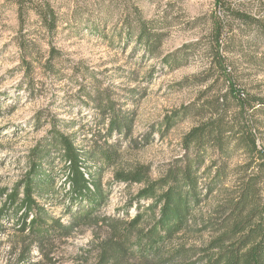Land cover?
<instances>
[{
	"label": "rangeland",
	"instance_id": "obj_1",
	"mask_svg": "<svg viewBox=\"0 0 264 264\" xmlns=\"http://www.w3.org/2000/svg\"><path fill=\"white\" fill-rule=\"evenodd\" d=\"M47 1L60 19L57 31L51 35L34 12L21 27L17 7L0 0V203L6 201L2 191L11 194L22 186L29 157L50 136L53 119L62 122L61 131L77 137L79 148H87L91 135L99 129L97 123L103 126L97 99H110L117 112H126L133 119V132L131 137L121 138L118 164L101 177L106 202L96 215L100 219L125 217L129 210L132 220L137 214L135 199L143 184L118 182L117 174L143 168L147 180L154 182L164 175L168 165L183 156L182 139L197 124L196 118L190 115L167 132L162 126L175 111L202 97L212 83L210 79L200 85L198 80L204 79L211 59L216 17L227 22L224 10L215 5V0ZM228 3L264 17L259 0ZM137 23L165 35L163 56L194 45L179 55L181 66L173 69L164 65L162 58L146 56L138 49V31L132 36L127 32L120 35L123 26ZM232 25L235 41L228 55L232 67L241 85L264 96L263 35L258 28H247L238 21ZM228 35L226 26L222 46ZM53 49L57 56L52 60L51 72L46 64ZM23 57L32 63L31 70L27 71ZM105 126L107 129L108 122ZM159 128L163 134L157 132ZM148 137L152 142L146 144ZM118 138L110 139V143ZM135 141L141 145L139 148L131 146ZM92 166L93 162L87 163V167ZM81 170L86 173L87 169ZM54 171L57 195L37 198V203L62 223H70L69 201L62 203L69 190L64 185L66 176L58 164ZM85 178L90 181L87 174ZM208 209L206 206L204 212ZM32 219L29 215L27 225ZM107 236L102 227L83 225L68 237L38 245L28 231L15 230L12 218L0 219V264H22L19 261L24 247L28 250L24 264H97L100 243ZM209 237L208 232L188 233L179 236L174 245L200 248Z\"/></svg>",
	"mask_w": 264,
	"mask_h": 264
},
{
	"label": "trees",
	"instance_id": "obj_2",
	"mask_svg": "<svg viewBox=\"0 0 264 264\" xmlns=\"http://www.w3.org/2000/svg\"><path fill=\"white\" fill-rule=\"evenodd\" d=\"M8 1L17 7L21 27L34 12L48 34L57 31L60 19L49 1ZM259 4L264 8V0ZM215 5L224 10L227 22L216 17L211 59L204 79L198 78L200 85L210 79L212 83L202 97L175 111L162 126L167 132L190 115L196 118L197 124L182 139L183 156L168 165L164 175L154 182L147 180L143 168L117 174L118 182L143 184L135 199L137 214L132 220L129 210L125 217L100 219L96 215L106 202L101 177L118 164L121 138L127 139L133 132L130 115L117 112L110 99L102 98L97 102L103 112V126L97 123L99 129L91 135L87 148H79L77 137L61 131L62 122L53 119L50 136L29 157L22 186L11 194L2 191L6 201L4 205L0 203V219L12 218L15 230L28 231L38 245L68 237L83 225L102 227L108 236L100 243L97 264H264V96L240 84L228 57L235 41L232 23L256 27L264 38V17L232 8L228 0H215ZM226 26L229 35L222 46ZM135 31L138 49L152 59L162 58V63L173 69L181 66L179 55L194 46L163 56L164 34L137 23L123 26L120 35L127 32L132 36ZM56 54L53 49L46 64L51 72ZM23 61L27 71L31 70L32 63L26 57ZM115 136L119 138L111 144ZM145 142L152 140L148 137ZM131 146L141 145L135 141ZM90 162L94 166L87 167ZM57 164L66 176L65 188L69 187L62 203L69 201L70 223H62L37 203V198L52 199L57 195L53 176ZM206 206L209 209L204 212ZM29 215L33 219L27 225ZM205 232L210 237L200 248L174 245L181 235ZM24 249L19 261L22 264L28 251Z\"/></svg>",
	"mask_w": 264,
	"mask_h": 264
}]
</instances>
